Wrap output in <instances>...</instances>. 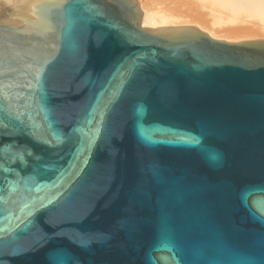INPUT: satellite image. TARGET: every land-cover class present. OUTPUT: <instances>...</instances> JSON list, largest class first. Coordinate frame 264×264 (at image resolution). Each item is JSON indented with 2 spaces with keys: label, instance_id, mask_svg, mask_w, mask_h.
<instances>
[{
  "label": "water",
  "instance_id": "1",
  "mask_svg": "<svg viewBox=\"0 0 264 264\" xmlns=\"http://www.w3.org/2000/svg\"><path fill=\"white\" fill-rule=\"evenodd\" d=\"M141 17L0 0V264H264V40Z\"/></svg>",
  "mask_w": 264,
  "mask_h": 264
},
{
  "label": "bare ground",
  "instance_id": "2",
  "mask_svg": "<svg viewBox=\"0 0 264 264\" xmlns=\"http://www.w3.org/2000/svg\"><path fill=\"white\" fill-rule=\"evenodd\" d=\"M135 1L146 29L191 26L216 41L264 40V0Z\"/></svg>",
  "mask_w": 264,
  "mask_h": 264
},
{
  "label": "rangeland",
  "instance_id": "3",
  "mask_svg": "<svg viewBox=\"0 0 264 264\" xmlns=\"http://www.w3.org/2000/svg\"><path fill=\"white\" fill-rule=\"evenodd\" d=\"M154 7L157 9V11H159V6L158 5H154ZM230 41H235V40H230Z\"/></svg>",
  "mask_w": 264,
  "mask_h": 264
}]
</instances>
